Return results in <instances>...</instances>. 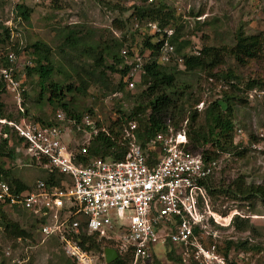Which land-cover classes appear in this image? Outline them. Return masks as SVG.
Here are the masks:
<instances>
[{"label": "rangeland", "instance_id": "rangeland-1", "mask_svg": "<svg viewBox=\"0 0 264 264\" xmlns=\"http://www.w3.org/2000/svg\"><path fill=\"white\" fill-rule=\"evenodd\" d=\"M19 4L30 8L29 21L17 15L16 6ZM153 4H165L172 11L176 20L172 21L165 30L168 34H172L176 26L180 27L182 40L191 41L186 50L191 54H198L205 44L216 47L232 46L237 32L241 29L246 35L261 34L264 37V0H0V25L12 30L8 44H3L0 48H3L5 52L14 51V47L20 50L17 54L18 64L22 70H20L21 80L25 89V94L21 97V107L27 111L26 119L54 122L56 112L63 111L50 104L47 94L41 95L42 88L38 82V76L27 75V62L32 63L28 51L33 43L43 41L52 48L57 68L54 79L57 82H60L64 88L68 85L80 88L81 83L77 74L85 75L86 71L91 70L93 59L81 48L65 46V32L68 33L71 30L78 32V36L84 40L85 44L100 43L112 46L118 41L127 40L125 42L127 44L135 41L134 43L137 44L134 48L135 54L142 57L140 52L143 42L147 36H157L158 25L150 21L147 25L148 21H140L133 14L136 7ZM0 32H2L1 28ZM154 40L156 37L153 38ZM172 50L164 48L158 55L159 62L165 64L173 58L171 64H178L181 70H186L182 60L178 59L177 55L171 54ZM145 55L142 57V62L148 60ZM220 68L233 69L242 80L240 85L242 90H245V84L249 81L264 82V46L255 59L248 60L244 65H238L235 60L227 59L226 65ZM184 72L186 74H183L182 79L189 86L194 108L201 113L199 117L201 123L204 121V110L212 102L220 100L224 92L230 91L239 99H247L246 103L233 107L237 126L235 144H240L239 150H245V153L243 157L232 154L222 155L220 172L216 179L225 180L228 183L241 176L248 183L264 187V88L255 87L243 93L242 90L234 91L222 79L209 78L206 73L192 70ZM106 74L103 84L94 82L86 90L74 91L67 96V100L71 101V107L82 115L81 120L89 115L95 123L100 122L103 129L130 112L134 102L126 94L127 92L134 94L138 85L136 84L133 88L127 87L128 90L126 89L123 93H115L120 76L111 72ZM3 102L8 114L18 116L20 107L13 94L5 92ZM65 116L67 117L66 113ZM187 123L188 119L182 126H187ZM64 127L67 128L66 139L72 140L74 135H77L76 130L66 122ZM0 137H3L1 133ZM4 160L7 167L31 187L47 174L45 169L37 167L29 158L26 159L21 155L15 160ZM213 208L225 217L224 224H228L231 216L238 212L244 217H249L255 229L238 232L231 225L224 229H216L218 236L214 239L219 244L224 243L225 240H248L251 244L264 246V204L262 202L257 199L240 202L221 197L216 199ZM9 215L22 228L31 231L33 238L10 239L0 221V264H70L71 259L60 242L53 236L46 238L40 234L35 220L28 214L10 213ZM124 223H127V220H124ZM102 246L114 248L113 244L106 241L102 243ZM158 251L160 255L157 259L160 264H180L167 256V249L163 246H158ZM94 254L99 256V253L95 251ZM234 258L238 260V264H264V252L238 253L234 255ZM100 263L102 260H99Z\"/></svg>", "mask_w": 264, "mask_h": 264}, {"label": "built area", "instance_id": "built-area-1", "mask_svg": "<svg viewBox=\"0 0 264 264\" xmlns=\"http://www.w3.org/2000/svg\"><path fill=\"white\" fill-rule=\"evenodd\" d=\"M165 48L172 49L167 44ZM5 55L9 65H0V84L24 112L18 55L13 50ZM134 56L137 64L127 78L129 88L139 84L147 62ZM55 118L52 125L24 116L17 121L0 119L18 137L17 152L48 174L62 176L58 185L39 179L21 192L0 179L3 209L28 214L40 234L59 239L73 264H99V260L107 264L104 252L96 256L82 247V235L114 241L121 252H132V264H154L158 246L174 249L184 264H230L215 245L206 247L205 242L218 236L212 222L226 228L234 216H244L236 212L224 224L225 217L213 209L206 183L219 172L220 160L189 151L185 128L156 135L144 149L137 143V124L132 122L123 135L129 149L123 159L113 160L89 156L91 139L99 132L89 115L80 123L67 119L63 111H57ZM65 122L76 130L70 141ZM3 136L12 138L8 133Z\"/></svg>", "mask_w": 264, "mask_h": 264}, {"label": "trees", "instance_id": "trees-1", "mask_svg": "<svg viewBox=\"0 0 264 264\" xmlns=\"http://www.w3.org/2000/svg\"><path fill=\"white\" fill-rule=\"evenodd\" d=\"M16 13L23 20H30L31 10L24 4L16 6ZM133 16L140 21H148L147 25L150 22L157 23V36H147L143 42L140 55L143 57L147 52L145 56L148 60L142 67L143 72H141L138 79L139 84L137 85L136 92L134 94L133 92H127L126 94V96L133 100V108L116 122H111L105 129L102 128L100 122L96 123L99 132L91 139L89 156L110 158L113 160L123 159L129 149V146L125 144L123 139L124 130L130 123L135 122L137 124L134 132L136 140L144 149L148 148L149 140L156 135L166 133L170 128L174 131L185 128L188 138L187 149L192 152H201L206 160H220V157L225 154L243 157L245 150H239L241 145L235 144L237 126L233 116V107L237 104L246 103L247 99H239L230 91L224 92L220 100L212 102L204 110V121L201 123L199 122L201 113L198 112V109L194 108L192 94L189 92V86L182 79V76L186 74L184 71L191 70L206 73L209 78L224 80L234 91H241L240 85L242 80L235 74L236 72L231 68L224 70L220 67L226 65L227 59L235 60L238 65H244L248 60L255 59L263 49L264 37L261 34L246 35L241 29L235 36L234 45L216 47L205 44L198 54H191L186 52L191 41L182 40L180 27L176 26L172 34L166 32L165 29L176 19L172 11L165 4L136 7ZM0 28L2 29V32H0V46L3 44L7 45L11 39L12 30L4 25H0ZM64 30L69 29L64 28ZM65 37V46H70L74 49L81 48L85 54L93 59L91 70L86 71L85 75L77 74L81 83L80 88H76L73 85H68L64 88L60 82L54 79L57 68L53 59L52 48L43 41H37L29 48L28 52L32 58V65L26 66V72L29 76H38V82L42 88L41 95L44 96L47 94V100L52 106L63 109L68 119H74L77 123H80L82 115L71 107V101L67 100L68 94L82 89L86 90L94 82L103 84L107 76L106 72L120 76L115 93H123L126 89L128 90L126 78L129 77L130 71L137 64L134 58V48L137 47V44L134 43L135 41L131 42L133 44H127L125 43L127 40L118 41L112 46H106V44L101 45L100 43L95 45L85 44L84 40L78 36V32L73 30L68 33L65 32ZM155 37L156 40L154 41L156 42L153 41ZM166 44L172 47L173 52L171 54L177 55V58L182 60V65L186 70H181L178 64H171L173 58L165 64L159 62L158 55L164 50ZM25 50L27 51V49ZM123 50L128 51L127 55H123ZM14 51L16 54L20 53L18 47H14ZM5 54V50L0 48V65L3 67L9 65ZM129 79L131 80L132 78L130 77ZM255 87L264 88V82L261 80L249 81L245 84V90H242V92L252 90ZM5 92L8 91L1 83L0 119L17 121L26 114L20 110L17 112L18 116L6 112V106L3 102ZM23 94H25V91ZM220 101L227 104L228 110L226 112H223L219 104ZM195 104H197L196 100ZM186 119H188V125L183 127L182 125ZM38 121L46 125H52L54 123L53 121ZM0 126L2 136L4 133H8L12 137L11 139L4 138V136L0 137V179L14 187L17 192L27 190L31 186L10 170L4 160H15L21 155L16 151L20 141H18V137L12 132L8 124L0 123ZM81 135L82 132L79 136ZM217 175L218 172L210 177L206 183L212 207L215 206L216 199H220L221 197L240 202L257 199L264 204L263 186L248 183L241 176L227 183L225 180H217ZM40 179L50 185H58L62 176L47 173L45 177ZM10 213L13 215L23 214L20 210L7 212L0 206V221L9 238L13 240L33 238L32 232L22 228L18 222L13 220L12 216L9 215ZM212 224L218 230L224 229L219 225H215L213 222ZM230 225L238 232L255 230L249 217L236 215L233 217ZM54 239L59 241L57 237H54ZM81 240L84 249L95 251L101 255L106 248V246H102L103 242L106 241L113 244L119 253V257L112 264H132V252H121L114 241L99 240L97 237H88L85 235L81 236ZM211 245H215L217 253L226 258L230 264H236L234 261L235 254L264 252V246L261 244H251L248 240H225L224 243L219 244L216 239L210 236L205 242V246L209 247ZM166 249L167 256L171 260L184 264L174 249ZM70 264L73 263L70 261ZM154 264H160L159 259L155 258Z\"/></svg>", "mask_w": 264, "mask_h": 264}, {"label": "water", "instance_id": "water-1", "mask_svg": "<svg viewBox=\"0 0 264 264\" xmlns=\"http://www.w3.org/2000/svg\"><path fill=\"white\" fill-rule=\"evenodd\" d=\"M219 104L224 112L227 111L228 106L224 102L220 101ZM119 257V253L116 249L107 247L104 249V258L107 264L114 263Z\"/></svg>", "mask_w": 264, "mask_h": 264}, {"label": "clouds", "instance_id": "clouds-1", "mask_svg": "<svg viewBox=\"0 0 264 264\" xmlns=\"http://www.w3.org/2000/svg\"><path fill=\"white\" fill-rule=\"evenodd\" d=\"M156 29H157V27H156ZM23 93H24V92H23ZM22 95H23V94H22ZM23 110H24V109H23ZM24 112H25V111H24ZM25 114H26V115H25L24 117L26 118V116H27V112H25ZM66 118H67V117H66ZM67 119H68V118H67Z\"/></svg>", "mask_w": 264, "mask_h": 264}, {"label": "bare ground", "instance_id": "bare-ground-1", "mask_svg": "<svg viewBox=\"0 0 264 264\" xmlns=\"http://www.w3.org/2000/svg\"><path fill=\"white\" fill-rule=\"evenodd\" d=\"M227 220V219H226Z\"/></svg>", "mask_w": 264, "mask_h": 264}]
</instances>
